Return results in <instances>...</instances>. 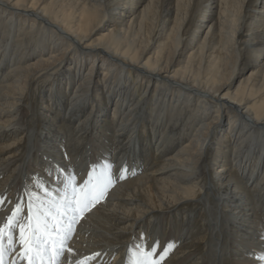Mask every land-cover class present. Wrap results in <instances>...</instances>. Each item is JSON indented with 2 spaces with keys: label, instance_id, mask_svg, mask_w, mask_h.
Masks as SVG:
<instances>
[{
  "label": "bare ground",
  "instance_id": "obj_1",
  "mask_svg": "<svg viewBox=\"0 0 264 264\" xmlns=\"http://www.w3.org/2000/svg\"><path fill=\"white\" fill-rule=\"evenodd\" d=\"M57 164L116 178L89 264H264V0H0V198Z\"/></svg>",
  "mask_w": 264,
  "mask_h": 264
},
{
  "label": "snow or ice",
  "instance_id": "obj_2",
  "mask_svg": "<svg viewBox=\"0 0 264 264\" xmlns=\"http://www.w3.org/2000/svg\"><path fill=\"white\" fill-rule=\"evenodd\" d=\"M66 155V154H65ZM123 169L119 179H123ZM47 179L37 177L33 190L15 202L0 198V208L10 205L8 214L0 222V264H4L6 251L16 250L19 244L21 264H89L99 256L78 257L69 241L86 215L104 199L115 183L110 164H93L77 178L70 167L53 165L45 170ZM172 244L158 251L159 244L141 239L135 251L129 249L128 264H163ZM134 257V259H132ZM15 264V261H13Z\"/></svg>",
  "mask_w": 264,
  "mask_h": 264
},
{
  "label": "rangeland",
  "instance_id": "obj_3",
  "mask_svg": "<svg viewBox=\"0 0 264 264\" xmlns=\"http://www.w3.org/2000/svg\"><path fill=\"white\" fill-rule=\"evenodd\" d=\"M131 5V4H130ZM215 10H216V8H215ZM67 64V62L65 63V64H63V67L65 66ZM243 74H245V72L244 73H242V74H234L233 75V77L235 78V83H236V81H237V79H239Z\"/></svg>",
  "mask_w": 264,
  "mask_h": 264
}]
</instances>
